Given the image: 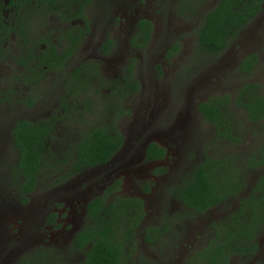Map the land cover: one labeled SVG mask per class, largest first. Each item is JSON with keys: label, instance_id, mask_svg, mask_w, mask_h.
<instances>
[{"label": "rangeland", "instance_id": "obj_1", "mask_svg": "<svg viewBox=\"0 0 264 264\" xmlns=\"http://www.w3.org/2000/svg\"><path fill=\"white\" fill-rule=\"evenodd\" d=\"M183 1L95 0L91 7L92 31L80 46L71 68L94 61L106 78L113 79L121 76L125 65L134 58L136 76L141 83L140 92L125 101L130 114L118 120L125 143L110 163L70 178L62 171L41 175L36 190L24 203L11 182L17 161L12 127L20 118L36 119L54 114L63 92L61 77L52 73L34 89L41 92L35 106L15 101L0 104V264H17L28 254L49 248L53 251L51 261L53 258L55 263L52 261V264H76L78 256L70 253L68 247L85 222L86 205L116 180L122 181L118 194L137 196L145 202L146 217L137 236L139 252L147 259L145 264H185L210 240L211 223L236 208L238 199L206 215L194 214L170 195V190L182 184L206 156L231 155L244 163L243 158L252 150L264 146L262 125L250 122L239 107L230 106L240 122L238 132L242 141L237 144L217 139L215 127L198 110L199 104L211 97L227 94L234 97L247 81L260 84L264 94V10L224 51L208 55L196 51V28L201 12L218 0L201 3L200 12L190 17L177 11ZM141 18L153 22L154 34L146 48L136 49L131 47L130 39ZM107 38L116 42L110 54L101 50ZM175 41L182 48L168 59L167 50ZM4 46L5 55L0 58V92L10 89L25 92L29 88L20 87L14 80L20 71L10 57L18 49L15 38ZM252 53L259 54L260 59L251 75H247L240 70L241 61ZM107 92L105 87L95 95L98 104H95V115L89 119L106 121L107 115L102 110ZM18 97L19 94L15 98ZM80 130L76 122L64 119L51 143L56 149L64 150ZM150 142L167 148L166 159L145 160V149ZM161 167L168 171L156 174ZM260 173L247 169L245 175L253 184ZM148 187L150 190L146 191ZM54 213L58 215L57 222L49 224V217ZM180 214L184 215L183 219ZM166 215L177 221L172 225L173 237L160 247L152 246L143 232L149 226H162ZM258 243L257 253L249 257L235 256L231 264H260L264 258V230L258 236Z\"/></svg>", "mask_w": 264, "mask_h": 264}, {"label": "trees", "instance_id": "obj_2", "mask_svg": "<svg viewBox=\"0 0 264 264\" xmlns=\"http://www.w3.org/2000/svg\"><path fill=\"white\" fill-rule=\"evenodd\" d=\"M207 1L211 0H184L177 11L190 17L200 12L201 3ZM94 2L0 0V58L5 55L4 45L14 37L18 49L10 57L20 70L14 80L20 87L29 88L25 92L14 89L0 92V104L15 101L35 106L41 92L34 89L52 73L61 77L63 91L54 114L36 119L20 118L12 127L17 161L13 165L11 182L18 188L24 203L36 190L41 175L62 171L70 178L104 166L125 143L118 120L130 114L125 101L141 90L136 76V59H130L123 74L113 79L106 78L100 65L94 61L71 68L80 46L92 31L90 10ZM263 10L264 0H218L213 7L201 12L196 28V51L208 55L224 51ZM153 34V22L147 18L139 19L130 39L131 47L146 48ZM115 47L116 42L107 38L101 50L110 54ZM181 48V43L175 41L167 50L166 58L175 57ZM259 59L257 53L246 56L241 61L240 70L251 75ZM105 87L108 92L104 95L102 113L107 119L105 122L100 118L91 120L88 117L95 115V104H98L95 95ZM17 94L19 97L15 98ZM232 104L244 110L250 122L262 125L260 132L264 133V94L260 84L247 81L234 97L229 94L211 97L199 104V112L215 127L217 139L234 144L242 141L238 132L240 122L231 111ZM64 119L76 122L81 130L64 150H58L51 140ZM167 152V148L158 142H150L145 149V160L162 161ZM243 159L244 163L231 155L206 156L188 173L182 184L170 190V195L198 215H206L216 207L238 199L235 209L211 223L213 234L210 240L185 264H231L235 256L249 257L258 252V236L264 230V146L252 150ZM247 169L261 171L253 184L245 175ZM167 171L161 167L155 173ZM121 184V180H116L88 201L85 222L68 247L70 253L78 256L76 264H145L147 259L139 252L137 240L146 217L145 202L137 196L118 194ZM248 186L251 188L246 192ZM183 216L180 214L182 219ZM57 217L56 213L52 214L49 224H55ZM175 221L166 215L162 226L145 228V240L159 247L163 242H169L174 234L172 225ZM52 254L51 248L38 249L17 264H52V261L55 263L53 258L51 261ZM260 264H264V258Z\"/></svg>", "mask_w": 264, "mask_h": 264}, {"label": "flooded vegetation", "instance_id": "obj_3", "mask_svg": "<svg viewBox=\"0 0 264 264\" xmlns=\"http://www.w3.org/2000/svg\"><path fill=\"white\" fill-rule=\"evenodd\" d=\"M168 155V154H167ZM167 157V156H166ZM166 159V158H165Z\"/></svg>", "mask_w": 264, "mask_h": 264}]
</instances>
